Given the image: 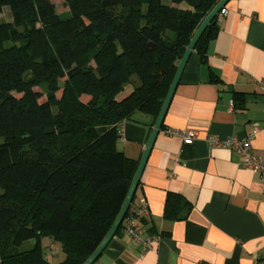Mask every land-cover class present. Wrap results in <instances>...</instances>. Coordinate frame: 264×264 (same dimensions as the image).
Instances as JSON below:
<instances>
[{
	"label": "trees",
	"instance_id": "obj_1",
	"mask_svg": "<svg viewBox=\"0 0 264 264\" xmlns=\"http://www.w3.org/2000/svg\"><path fill=\"white\" fill-rule=\"evenodd\" d=\"M219 1L63 0L59 12L53 0H0L11 14L0 19V264H83L96 250L140 162L118 147L121 124L136 112L156 122ZM217 29L218 16L196 43L202 63ZM210 78L221 81L211 68ZM191 210L168 192L166 219ZM43 238L60 260L47 259Z\"/></svg>",
	"mask_w": 264,
	"mask_h": 264
},
{
	"label": "crops",
	"instance_id": "obj_2",
	"mask_svg": "<svg viewBox=\"0 0 264 264\" xmlns=\"http://www.w3.org/2000/svg\"><path fill=\"white\" fill-rule=\"evenodd\" d=\"M225 9L207 63L193 51L183 70L136 191L135 205L148 206L140 225L160 239L143 251L121 231L93 264H264V176L208 140L254 135L252 147L264 149V0H230ZM154 125L151 115L134 113L121 124L118 147L141 159ZM190 130L195 140L185 144L178 132ZM168 192L192 203L187 219L164 217ZM42 244L47 259H61L50 239Z\"/></svg>",
	"mask_w": 264,
	"mask_h": 264
},
{
	"label": "built area",
	"instance_id": "obj_3",
	"mask_svg": "<svg viewBox=\"0 0 264 264\" xmlns=\"http://www.w3.org/2000/svg\"><path fill=\"white\" fill-rule=\"evenodd\" d=\"M225 13L226 9L223 8L218 14V18H221ZM259 85L264 90V79L259 81ZM230 104L233 106L234 101L231 100ZM178 133L185 144H192L196 137V133L192 130L179 131ZM253 136L254 135H250L246 139L241 140L236 137L222 139L218 136L212 135L208 140L212 147L224 146L230 148L241 157V162L244 167L264 176V149H255L252 147L251 139ZM147 211V202L141 200L140 204L134 205L133 211L124 218L125 234L136 241L141 242L143 251L152 248L154 243L160 239L159 235L148 234L140 225V222Z\"/></svg>",
	"mask_w": 264,
	"mask_h": 264
},
{
	"label": "water",
	"instance_id": "obj_4",
	"mask_svg": "<svg viewBox=\"0 0 264 264\" xmlns=\"http://www.w3.org/2000/svg\"><path fill=\"white\" fill-rule=\"evenodd\" d=\"M230 0H220L217 5L210 11V13L207 15V17L204 19V21L201 23V25L199 26V28L197 29V31L195 32L193 38L191 39L183 57L181 58L179 65H178V69L176 71V74L173 78V81L171 83V86L169 88V91L166 95V98L164 100V103L162 105L161 111L157 117V120L155 122V125L153 127V131L151 133L150 139L148 141V144L144 150V153L140 159L139 165H138V169L136 171V174L133 178V181L131 183L130 189L128 191V194L125 198V201L122 205V208L115 220V222L113 223L111 229L109 230V232L107 233V235L104 237V239L102 240V242L99 244V246L96 248V250L87 258V260L83 263V264H93L98 257L102 254L103 250L107 247V245L109 244V242L112 240V238L116 235V232L120 226V224L123 222L130 206L131 203L133 201V198L135 196V193L137 191L139 182L141 180V176L143 174V171L145 169L148 157L151 153V150L154 146L155 140L159 134V131L162 128V124L164 122L165 119V115L167 113V110L169 108V105L171 103V100L173 98V95L176 91L177 85L180 81L181 75L183 73V70L191 56V54L194 51V48L196 46V43L198 42V40L200 39V37L202 36V34L204 33V31L206 30V28L212 23V21L218 16V14L220 13V11L225 8V6L227 5V3Z\"/></svg>",
	"mask_w": 264,
	"mask_h": 264
},
{
	"label": "rangeland",
	"instance_id": "obj_5",
	"mask_svg": "<svg viewBox=\"0 0 264 264\" xmlns=\"http://www.w3.org/2000/svg\"><path fill=\"white\" fill-rule=\"evenodd\" d=\"M56 5H57V9L59 12H64L66 11L67 7L66 5L64 4L63 0H53ZM0 19L2 20H8V19H11V14H10V10L8 7L4 8V11L2 13H0ZM45 99V96L41 99V100H44ZM30 242H25L24 243V247H28L30 246Z\"/></svg>",
	"mask_w": 264,
	"mask_h": 264
}]
</instances>
